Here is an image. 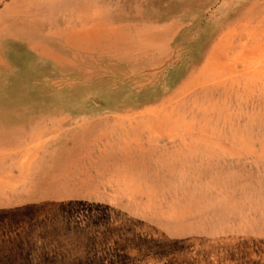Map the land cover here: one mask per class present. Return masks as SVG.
<instances>
[{
    "label": "rangeland",
    "instance_id": "1",
    "mask_svg": "<svg viewBox=\"0 0 264 264\" xmlns=\"http://www.w3.org/2000/svg\"><path fill=\"white\" fill-rule=\"evenodd\" d=\"M0 264H264V0H0Z\"/></svg>",
    "mask_w": 264,
    "mask_h": 264
}]
</instances>
